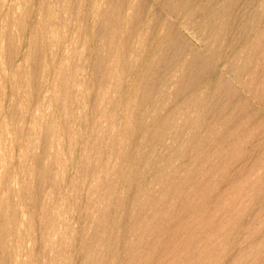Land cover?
<instances>
[{
    "label": "rangeland",
    "instance_id": "1",
    "mask_svg": "<svg viewBox=\"0 0 264 264\" xmlns=\"http://www.w3.org/2000/svg\"><path fill=\"white\" fill-rule=\"evenodd\" d=\"M0 217V264H264V0H0Z\"/></svg>",
    "mask_w": 264,
    "mask_h": 264
},
{
    "label": "bare ground",
    "instance_id": "2",
    "mask_svg": "<svg viewBox=\"0 0 264 264\" xmlns=\"http://www.w3.org/2000/svg\"><path fill=\"white\" fill-rule=\"evenodd\" d=\"M60 2V1H59ZM71 11V10H70ZM64 17V16H63ZM54 30V29H53ZM35 47V46H34ZM37 48V47H36ZM36 50V49H35ZM36 53V52H35ZM33 64V63H32ZM10 67V66H9ZM42 67V66H41ZM44 69V68H43ZM44 71V70H43ZM32 72V71H31ZM65 72V71H64ZM44 73V72H43ZM32 77V76H31ZM61 80H63V79H61ZM62 83V82H61ZM15 103V102H14ZM46 105V104H45ZM46 111H47V109H46ZM48 111H50V110H48ZM52 112V111H51ZM16 115V114H15ZM43 116V115H42ZM50 116H51V114H50ZM48 118V117H47ZM44 119V118H43ZM49 120V119H48ZM50 121V120H49ZM48 130V129H47ZM6 143V142H5ZM12 180H13V178H12ZM15 181V180H14ZM10 182V181H9ZM8 182V183H9ZM5 205V204H4ZM2 209V208H1ZM1 218V217H0Z\"/></svg>",
    "mask_w": 264,
    "mask_h": 264
}]
</instances>
